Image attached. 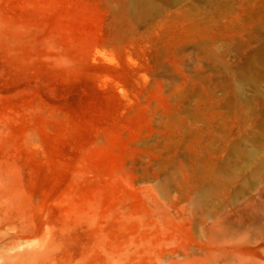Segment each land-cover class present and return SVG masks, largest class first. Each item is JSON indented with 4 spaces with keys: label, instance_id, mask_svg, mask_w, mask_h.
I'll use <instances>...</instances> for the list:
<instances>
[{
    "label": "rangeland",
    "instance_id": "1",
    "mask_svg": "<svg viewBox=\"0 0 264 264\" xmlns=\"http://www.w3.org/2000/svg\"><path fill=\"white\" fill-rule=\"evenodd\" d=\"M4 258L264 264V0H0Z\"/></svg>",
    "mask_w": 264,
    "mask_h": 264
},
{
    "label": "bare ground",
    "instance_id": "2",
    "mask_svg": "<svg viewBox=\"0 0 264 264\" xmlns=\"http://www.w3.org/2000/svg\"><path fill=\"white\" fill-rule=\"evenodd\" d=\"M31 239L30 238H26V237H20L18 236L16 240L11 241L10 243H5L1 246V250H5V251H11L14 250L17 246H19L20 244H24V243H28L31 244V247L28 248L27 250H21L20 252L16 253V254H11L10 252H8V260H12L13 263H15L16 259H19L20 257H32L34 255V253H36V255L40 256V254L42 253L43 250V228L40 226L38 228V236H37V240L35 243H31ZM12 256H15V259H11ZM19 257V258H18ZM4 258L2 260V264L6 263V259Z\"/></svg>",
    "mask_w": 264,
    "mask_h": 264
}]
</instances>
